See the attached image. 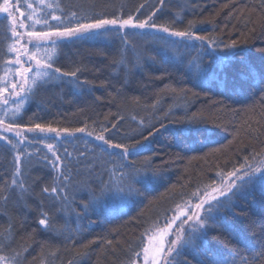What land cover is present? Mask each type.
Here are the masks:
<instances>
[{
	"label": "trees",
	"instance_id": "16d2710c",
	"mask_svg": "<svg viewBox=\"0 0 264 264\" xmlns=\"http://www.w3.org/2000/svg\"><path fill=\"white\" fill-rule=\"evenodd\" d=\"M46 1L50 14L68 19L73 11L88 18L131 15L134 22L152 16L149 24L206 38L201 46L157 32L128 31L125 43L124 33L112 31L97 39L48 45L53 50L48 63L76 75L58 74L36 82L29 74L22 91L26 94L18 91L15 99L18 73L11 66L13 40L8 22L0 17L1 122L15 128L39 123L69 132L84 128L130 149L144 146L124 159L120 151L80 138L29 139L16 150L7 140L0 141V264H132L148 230L218 184L226 173L242 169L245 158L251 164L264 155L261 97L252 92L231 96L216 80L200 82L201 69L218 71L214 57L228 51L225 45L233 41L232 64L244 60L257 70L264 65V0ZM22 2L17 0L24 14ZM210 42L220 51L214 53ZM189 122L213 134L193 139L178 133ZM16 156L21 161L19 175ZM114 168L139 169L140 176L154 173L156 183L151 187L136 183L139 193L124 199L116 194L115 184L102 193L101 181L107 184ZM14 181H22V186ZM54 186L64 190L53 194ZM260 187L257 180L254 190L212 213L217 222L226 220L236 239L209 227L204 237L207 247L197 239L198 257L186 250L177 258L181 264H212L214 259L264 264ZM85 204H89L87 213ZM42 217L50 230L39 224Z\"/></svg>",
	"mask_w": 264,
	"mask_h": 264
},
{
	"label": "snow or ice",
	"instance_id": "6c2138e0",
	"mask_svg": "<svg viewBox=\"0 0 264 264\" xmlns=\"http://www.w3.org/2000/svg\"><path fill=\"white\" fill-rule=\"evenodd\" d=\"M160 3L163 4L164 0H160ZM31 7V5H29ZM0 13H8V16H12V12L10 11L9 0H3V4H0ZM155 13H153L154 15ZM48 15L46 14L43 17H40L35 21L37 24H41L42 26L39 29L28 31L27 35L29 37V41L34 50L39 51L42 47H45L43 42H49L51 45L56 46L58 44H62L65 42L76 41V40H88V39H97L101 37H106L110 34V32L115 31L116 33H120V30L132 28V29H146V28H155L160 31L168 33L170 36L179 37L185 41L197 40L201 42V46H203L206 38L204 36L193 35L191 31H169L167 27L158 26L155 22L149 24V21L152 20V16H149L145 20H141L139 22L133 21V17L131 15L128 16L127 19H121L119 16L114 18H105L103 16H98L96 18H88L85 16H79L73 11L70 13V19L62 15H51V20L56 21L55 24L50 23L48 19ZM31 18V17H29ZM67 20V22H66ZM23 23L21 22L20 27H23ZM15 31L13 35H15ZM136 33H133L135 35ZM128 33H124L122 39L125 43H127ZM215 45V42H210ZM235 41L232 42L231 46L225 45V48L228 51L224 52L223 55L215 56L214 62L217 65V69H207L202 68L201 73L204 76V79L201 80V83L207 82L208 79L216 80L218 86L222 91L228 92L231 96H241L246 94L247 92H252L253 94H257L261 97V100L264 101V65H261L259 70H257L253 65L248 63L247 61L242 60L241 65H234L231 63L232 57L235 54L234 52ZM220 51L219 46L215 45L213 47V52ZM243 51V50H241ZM49 59H51L49 57ZM30 65V61H28ZM31 66V65H30ZM29 68H24L23 72L28 73ZM36 71L37 73H42L49 77L55 76L56 74H61L64 76H75V72L71 73H62V70L58 67H53L51 63L41 65L40 61H36ZM231 73V75H230ZM30 91V90H29ZM24 99V98H22ZM6 131H12L10 125H6ZM28 132H39V133H54L55 136L52 139H60L61 133H69V129H57L51 126L45 127L42 124H35L34 127L27 128ZM76 132H84V128H76ZM178 133L192 137L195 139L196 137L207 133L208 135H212L213 132L211 129H200L198 127L193 126V122H189V126L186 128L178 129ZM71 134V133H69ZM16 137H20L19 140L13 142L11 138H6L2 134H0V141L7 140L11 144V148L13 150L17 149L18 144L24 143L26 137L21 136V132L16 131L14 133ZM91 135V133H89ZM32 139H37L33 137ZM43 139V138H40ZM96 139L102 141L104 145H107L111 149H122L120 152V156L124 159H127L132 155V152L137 151L136 148L130 149L128 145L113 143L109 139H106L103 135L96 136ZM49 150H52V144L46 145ZM141 147H144L141 145ZM101 151H104L101 148ZM52 156L56 158V161H59L61 158L57 155L55 151H52ZM45 159H50L45 157ZM14 163L17 165L15 168V174H20V169L18 165L21 163L20 157L16 156ZM55 165V161H52ZM247 165L248 169L254 168L253 165L248 163V159L245 158V164L241 165L240 168H245ZM119 171V175L117 172ZM139 169H133L131 171L125 172L122 169H113L110 174V179L107 184L104 181H101V191L102 193L107 189L111 190L112 186L117 185L116 194L120 196L121 199L131 196L133 193L138 194L139 190L134 187L136 183H143L144 185L151 187L156 183L155 174L149 176L147 174L140 176ZM255 171L259 172V177L256 178L251 175L247 170H245L242 174L240 173V169H234L231 172L226 173L228 177H236V181L240 183L237 184L236 181H232L227 185V192L223 189L219 190V197H225V199H220L217 196H212L211 200L207 197L201 200L200 203L195 205V208L200 210L204 209L206 215L201 218L198 213H194L195 219L193 223L190 225L188 230L187 238L180 243V247L177 248V243L181 241L182 234L185 232L183 225L185 224L184 220H180V224L177 225L179 232L176 235V238L168 242V248L165 255L166 264H181V262L177 259L185 254L186 250H190L191 255L196 258L198 257V253L196 251V240L199 239L200 242L207 247V241L204 237L208 234L209 227H213L219 229L223 232L229 234L230 239H236L235 233L232 227L226 222V220H220L217 222V218L215 215H212L214 210H218L225 206L226 203H229L233 200L234 197L238 195H244L246 191L254 190V186L257 183V180L260 184V190L264 193V169L257 168ZM219 175V173H218ZM244 176H248L247 180L244 179ZM111 177H115V181L112 180ZM223 180V178H222ZM18 185L22 186V181H14ZM64 188L61 187H52L51 192L53 194L58 193L59 191H63ZM48 188H44V192H48ZM229 193L231 195H229ZM55 197H53L54 199ZM215 201V203H212ZM208 205L205 208V205ZM89 209V204H85L83 206V211L87 213ZM230 210V209H229ZM235 216L236 213L233 212ZM179 219L178 216H173L171 220L168 221V227L171 228L172 224ZM189 219H193L192 216ZM261 227L262 236H264V216H261L258 221ZM39 224L44 225L45 230H50V225L47 224V218L42 217L39 219ZM253 230L255 225L252 226ZM163 251V249H162ZM138 255V253H137ZM171 256V259L168 257ZM3 259V258H0ZM134 264V262H133ZM212 264H229L227 260L220 261L218 259H214Z\"/></svg>",
	"mask_w": 264,
	"mask_h": 264
},
{
	"label": "rangeland",
	"instance_id": "374dc122",
	"mask_svg": "<svg viewBox=\"0 0 264 264\" xmlns=\"http://www.w3.org/2000/svg\"><path fill=\"white\" fill-rule=\"evenodd\" d=\"M46 0H23L22 4L25 6V12L23 14L21 9L19 8V5L17 3V0H9L10 5V11L12 12V16L9 17L8 13H0V17L5 18L6 21L9 24L10 28V34L13 40V48L15 55V60L11 62V66L14 67L15 71L18 73L17 78V88L13 90L12 97H15V99H18V91H23L26 88V80L27 76L30 74V77L36 81L41 82L45 79H47L49 76L44 75L42 73H37L36 71V61L39 60L41 65H45V63H48L53 58V50L50 48H47L48 45H51L49 42H43L45 44V47H42L39 51H36L32 48L31 43L29 41V37L27 35L28 31L30 30L29 25L32 26L31 30L39 29L41 27V24L35 23L37 19L40 17L48 15V19L51 22V15H50V7L46 4ZM31 5V7H29ZM31 17V18H29ZM21 22L23 23V27H20ZM135 23V22H134ZM15 31V35H13V32ZM128 31H134V32H157L158 34L167 36L168 38L174 39L176 41L180 42H186V43H194V42H200L197 40L192 41H185L182 40L179 37H173L170 36L168 33L160 31L155 28H146V29H122L120 30V34H123ZM206 43V42H204ZM219 56V55H217ZM49 57L51 59H49ZM30 61V65L28 63ZM30 70L28 73H24V68H29ZM56 74L54 78L57 76ZM27 91L22 92L24 95ZM17 96V97H16ZM3 101L0 100V106L4 105L2 104ZM6 124L0 121V134L3 136H10L16 139H20V137H16L14 133L16 131L21 132L22 137H26L27 139L24 140V142H28L27 140L32 139L33 137H36L37 139L40 138H52L55 136L54 133H39L37 132H28L27 128H15L11 127L12 131H6L5 130ZM71 133V134H69ZM69 133H61L60 139H54L57 141H62L65 139H85L93 141L94 143L98 144L99 146H102L105 149L112 151H122V149H111L107 145H104L102 141H99L96 139V134L90 132L84 131V132H69ZM141 147H139L137 150H139ZM136 152V151H134ZM132 152V153H134ZM251 165L254 166L252 169H248L247 165L245 168L240 169V173L242 174L245 170H247L251 175L253 176H259V172L255 171V169L260 168L264 169V155L258 159H256ZM223 178V180H222ZM249 177L244 176V179L247 180ZM232 181H236V177H228L223 176L221 177L218 184H216L213 187L207 188L203 192L195 195L191 200L187 201L186 203L176 207L174 211L171 213V215L163 221L161 224L153 227L152 229L148 230L144 236H143V248L139 256L133 261L134 264H166L165 255L168 248V242L175 239L177 233L179 232L177 225L180 224V220H184L185 224L183 225L185 232L182 234V239L180 242L177 243V248L180 246V243L183 242V239L186 235H188V230L190 228V225L193 223V220L195 219V216H193L194 213H198V215L203 218L206 213L204 209H196L195 205L200 203L201 200L205 199L207 197L209 200H211L212 196L219 197V190L223 189L225 192H227V185L231 183ZM237 184H239V181H236ZM230 195V193H229ZM220 199H223L224 197H219ZM212 203H215V201H212ZM205 208L208 207L206 204L204 206ZM178 216L179 219H177L171 226V228L168 227V221L172 219L173 216ZM192 216L193 219H189V217ZM163 249V251H162ZM168 259H171V256L168 257ZM133 264V263H132Z\"/></svg>",
	"mask_w": 264,
	"mask_h": 264
}]
</instances>
